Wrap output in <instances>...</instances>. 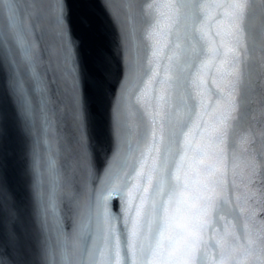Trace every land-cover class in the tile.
<instances>
[{
    "label": "snow or ice",
    "instance_id": "1",
    "mask_svg": "<svg viewBox=\"0 0 264 264\" xmlns=\"http://www.w3.org/2000/svg\"><path fill=\"white\" fill-rule=\"evenodd\" d=\"M103 7L120 69L97 167L70 5L0 0L33 264H264V0Z\"/></svg>",
    "mask_w": 264,
    "mask_h": 264
},
{
    "label": "water",
    "instance_id": "2",
    "mask_svg": "<svg viewBox=\"0 0 264 264\" xmlns=\"http://www.w3.org/2000/svg\"><path fill=\"white\" fill-rule=\"evenodd\" d=\"M113 2L118 5L120 0ZM67 3L73 37L79 42L80 86L89 144L99 167L109 145L108 113L111 94L119 79L120 35L104 10L105 0H67ZM27 150L13 101L0 92V259L4 264H33L35 260L31 250Z\"/></svg>",
    "mask_w": 264,
    "mask_h": 264
}]
</instances>
